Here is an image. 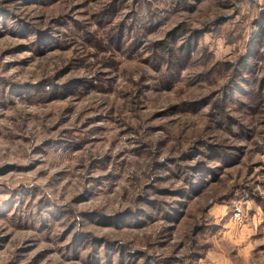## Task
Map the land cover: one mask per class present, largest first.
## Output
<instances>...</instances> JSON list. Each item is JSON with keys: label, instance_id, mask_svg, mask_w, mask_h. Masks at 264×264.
<instances>
[{"label": "rangeland", "instance_id": "rangeland-1", "mask_svg": "<svg viewBox=\"0 0 264 264\" xmlns=\"http://www.w3.org/2000/svg\"><path fill=\"white\" fill-rule=\"evenodd\" d=\"M0 264H264V0H0Z\"/></svg>", "mask_w": 264, "mask_h": 264}]
</instances>
